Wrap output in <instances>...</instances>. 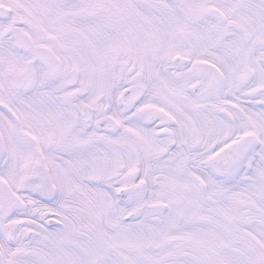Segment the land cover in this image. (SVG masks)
<instances>
[{
  "label": "snow or ice",
  "instance_id": "snow-or-ice-1",
  "mask_svg": "<svg viewBox=\"0 0 264 264\" xmlns=\"http://www.w3.org/2000/svg\"><path fill=\"white\" fill-rule=\"evenodd\" d=\"M0 264H264V0H0Z\"/></svg>",
  "mask_w": 264,
  "mask_h": 264
}]
</instances>
